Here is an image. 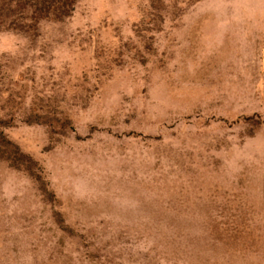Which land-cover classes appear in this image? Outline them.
I'll return each mask as SVG.
<instances>
[{
  "label": "rangeland",
  "instance_id": "374dc122",
  "mask_svg": "<svg viewBox=\"0 0 264 264\" xmlns=\"http://www.w3.org/2000/svg\"><path fill=\"white\" fill-rule=\"evenodd\" d=\"M0 264H264V0H0Z\"/></svg>",
  "mask_w": 264,
  "mask_h": 264
}]
</instances>
